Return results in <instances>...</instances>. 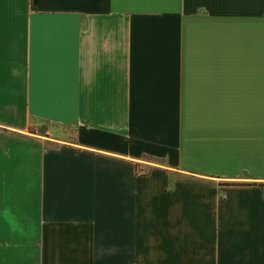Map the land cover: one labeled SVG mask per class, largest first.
<instances>
[{
	"label": "crops",
	"instance_id": "crops-1",
	"mask_svg": "<svg viewBox=\"0 0 264 264\" xmlns=\"http://www.w3.org/2000/svg\"><path fill=\"white\" fill-rule=\"evenodd\" d=\"M242 171L264 0H0V264H264Z\"/></svg>",
	"mask_w": 264,
	"mask_h": 264
},
{
	"label": "rangeland",
	"instance_id": "rangeland-1",
	"mask_svg": "<svg viewBox=\"0 0 264 264\" xmlns=\"http://www.w3.org/2000/svg\"><path fill=\"white\" fill-rule=\"evenodd\" d=\"M30 131L34 135L39 136L40 135H45L48 138H51L54 141H61V142H68L72 143L75 141V134L72 132L70 129H59V128H49V126L45 125V128L42 127H30ZM45 131V132H44ZM50 147V143L47 142V146ZM147 167H136V172L138 173H144L146 171ZM213 184L215 183H224V182H217L214 179H210ZM226 184L230 185H235L237 188H248L252 189L253 191L259 193V199L264 200V176L262 177L260 174H248L245 172H240L235 175V180L225 182ZM246 184V185H245Z\"/></svg>",
	"mask_w": 264,
	"mask_h": 264
}]
</instances>
